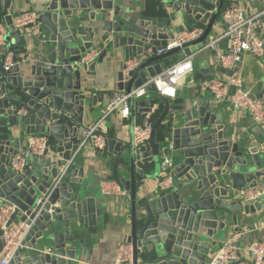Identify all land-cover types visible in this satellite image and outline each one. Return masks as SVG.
<instances>
[{
	"label": "water",
	"instance_id": "1",
	"mask_svg": "<svg viewBox=\"0 0 264 264\" xmlns=\"http://www.w3.org/2000/svg\"><path fill=\"white\" fill-rule=\"evenodd\" d=\"M24 1L0 0L5 27L0 42V197L16 207L11 221H32L25 246L9 264H94L84 236V168L76 162L82 155L78 129L98 98L93 95L90 102L88 75L116 65L117 88L138 87L160 73L172 54L190 55L201 47L222 9L234 0H156L154 14L138 19L124 8L127 0H36L46 34L34 51L28 50L29 37L11 27L8 11ZM241 1L264 7V0ZM178 20L183 24L176 26ZM199 25L202 35L183 50L145 52L147 45L160 46L185 26ZM9 51L11 65L5 69ZM131 57L140 63L126 80L122 67ZM257 62L251 90L264 105V58ZM129 119L134 125L146 119L153 128L142 145L134 143L132 133L127 140L107 137L111 158L103 166L111 170L109 179L130 193L131 228L125 240L132 244V261L116 264H207L229 229L244 235L238 245L245 246L246 232L259 229L252 223L264 217V122L252 121L233 138L220 112L192 99L171 103L153 83L145 96L130 99ZM37 134L47 136L45 149L29 153L23 171L15 172L8 165L11 154L21 140ZM166 147L174 160L173 187L146 191L154 177L149 171ZM254 190L259 194L250 196Z\"/></svg>",
	"mask_w": 264,
	"mask_h": 264
},
{
	"label": "built area",
	"instance_id": "2",
	"mask_svg": "<svg viewBox=\"0 0 264 264\" xmlns=\"http://www.w3.org/2000/svg\"><path fill=\"white\" fill-rule=\"evenodd\" d=\"M247 8L242 1L234 0L221 11V18L225 25L221 37L226 38L229 43L226 51H221L215 46L221 37L206 41L201 47L194 48L196 51L211 48L217 63L226 70H232V74L201 80L196 82L195 86L201 91H209L215 103L229 102L233 110L249 112L252 121L260 124L264 122L263 101L255 98L252 90L245 86L240 66L245 57H251L255 60L264 58V9L248 13L246 12ZM11 27L36 40H41L46 34L40 13L36 10L14 13ZM203 31L204 28L201 26L184 29L160 46L147 45L145 52L160 55L175 48L183 50L186 43L200 37ZM4 33L5 27L0 24V42H2ZM193 53L192 50L190 55L184 54L177 62L165 67L160 73H156L138 87H131L129 91L126 89L115 90L105 106L102 117L94 124L79 127L78 149H93L98 153H104L107 149V136L102 129L104 118L111 113H115L124 119L129 118L130 99H140L145 96L149 84H154L158 94L174 97L178 81L194 70ZM94 55L91 54L86 60L92 59ZM11 57L12 51H9L5 61V69L11 65ZM139 63L138 57H131L124 61L122 67L124 79L129 78V72L134 70ZM152 128L153 124L147 120L142 125H134L131 132L134 143L136 145L148 143ZM47 140L48 138L44 134L28 137L24 147L11 154L8 165L15 172H22L28 154H42ZM170 149L171 147L164 148L159 159L160 174L157 178V188L161 191L171 189L174 183V160L170 154ZM114 186H117L116 182H112L106 188L103 185V193L109 195L116 192L113 191L116 190ZM119 194L127 195V190L121 188L120 193H115V195ZM258 194V190H254L250 196H257ZM44 199H47V196L39 198L38 201L41 202ZM15 209L14 204L0 197V230L2 231L0 264H9L16 252L25 246L26 236L32 226V221L27 219L11 221ZM241 237L242 233L240 232L228 235L219 248L210 251L207 264H264V239H255L246 245L245 249L252 257L250 260H244L239 254L238 242ZM132 255V244L124 240L117 248L116 263H131Z\"/></svg>",
	"mask_w": 264,
	"mask_h": 264
},
{
	"label": "crops",
	"instance_id": "3",
	"mask_svg": "<svg viewBox=\"0 0 264 264\" xmlns=\"http://www.w3.org/2000/svg\"><path fill=\"white\" fill-rule=\"evenodd\" d=\"M241 1V0H236ZM156 0H127L124 8L129 9V15L135 19L144 17L148 18L154 14L153 7L156 4ZM246 9V12L253 13L257 10L264 9V7L256 8L249 3L242 2ZM36 0H26L21 4H17L13 9L11 8L8 12L12 15L19 11L36 10L39 12V6ZM248 4V5H247ZM7 13V12H6ZM176 26L183 24L181 20L176 21ZM201 26V25H199ZM202 27V26H201ZM187 29V26H185ZM225 25L222 21L221 16L219 17L217 23L214 25L213 29L210 31L207 41L213 40L215 38L221 37L224 33ZM46 33V31H45ZM26 37H28L26 35ZM44 36L41 38V40ZM41 40H36L29 37L28 50L34 51L38 47ZM215 46L221 50L226 51L229 43L226 38L221 37ZM193 50V65L194 70L192 73L183 77L178 81L176 85V92L174 97L166 96L171 103L182 104L190 99L196 101L199 104L208 105L214 110L220 112L224 118L227 128L230 131L233 138L234 135L241 134L252 122L249 112L241 110L235 111L232 109L229 102L215 103L213 96L209 91H201L196 86L195 83L201 80L210 79L213 77L222 76L227 74V70L222 68L219 63H217L214 53L211 48ZM179 56H174L181 59L184 53L179 52ZM173 59V56L168 57L163 61L165 66ZM257 60L251 57H245L243 63L241 64V71L243 81L246 87L252 89L253 86V73L257 67ZM116 65H113V69L107 73L96 70L88 75V83L91 86V91L87 94L91 98L93 95H98L95 100L94 106H89L90 112H84L83 125L94 124L101 117L105 110V106L109 101L112 93L117 88L116 79ZM100 95H102L100 97ZM100 97V98H99ZM134 120L129 118H121L115 113L107 115L103 120V127L106 136L118 137L127 140L134 127ZM146 122V119L144 120ZM39 135V134H37ZM27 137H25L19 143L18 149L24 147V143ZM17 149V150H18ZM82 155L80 159H77V165L84 168L83 179H82V189L81 194L84 196V216L83 222L86 227L85 235L88 236L87 240L90 244V252L92 254L91 262L94 264H116V253L117 248L125 240V235L130 232L131 228V210L128 206L130 200V193L127 191V195H115L116 192L120 193L121 187L119 184L112 179H109L111 175V170L106 168L104 162L110 159L106 150L104 153L96 152L93 149H82ZM159 159L155 164L154 169H150V174H154L149 181L146 183V191H154L157 188V178L160 174ZM112 182H116V191L112 194L105 195L103 193V185L108 187ZM256 223H252V226L260 228L259 229H249L245 235L246 245L252 240L264 239V217L261 216ZM247 226V225H246ZM251 226V227H252ZM250 228V227H249ZM248 230V229H247ZM232 229H229L228 234L232 233ZM244 235H242L243 238ZM241 238V239H242ZM240 239V240H241ZM222 238L217 247L212 250H216L222 245ZM245 246L240 245V257L244 260H250L251 254L245 249Z\"/></svg>",
	"mask_w": 264,
	"mask_h": 264
},
{
	"label": "trees",
	"instance_id": "4",
	"mask_svg": "<svg viewBox=\"0 0 264 264\" xmlns=\"http://www.w3.org/2000/svg\"><path fill=\"white\" fill-rule=\"evenodd\" d=\"M172 56H173V59L168 63V66H170L171 64H173V63H175V62H177L179 59L178 58H176V57H174V55L172 54ZM171 56V57H172ZM108 137V136H107Z\"/></svg>",
	"mask_w": 264,
	"mask_h": 264
},
{
	"label": "rangeland",
	"instance_id": "5",
	"mask_svg": "<svg viewBox=\"0 0 264 264\" xmlns=\"http://www.w3.org/2000/svg\"><path fill=\"white\" fill-rule=\"evenodd\" d=\"M173 55H174V56H179L180 54H179V52H176V53H174Z\"/></svg>",
	"mask_w": 264,
	"mask_h": 264
}]
</instances>
